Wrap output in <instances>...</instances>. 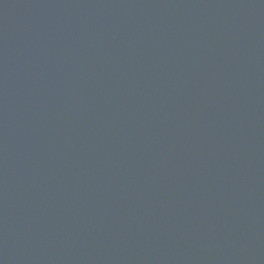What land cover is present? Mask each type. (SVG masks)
<instances>
[{
	"label": "water",
	"instance_id": "water-1",
	"mask_svg": "<svg viewBox=\"0 0 264 264\" xmlns=\"http://www.w3.org/2000/svg\"><path fill=\"white\" fill-rule=\"evenodd\" d=\"M0 264H264V0H0Z\"/></svg>",
	"mask_w": 264,
	"mask_h": 264
}]
</instances>
